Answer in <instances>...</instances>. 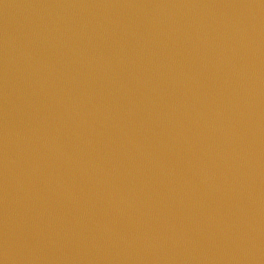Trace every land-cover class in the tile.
Segmentation results:
<instances>
[{
  "label": "water",
  "instance_id": "95a60500",
  "mask_svg": "<svg viewBox=\"0 0 264 264\" xmlns=\"http://www.w3.org/2000/svg\"><path fill=\"white\" fill-rule=\"evenodd\" d=\"M0 264H264V0H0Z\"/></svg>",
  "mask_w": 264,
  "mask_h": 264
}]
</instances>
